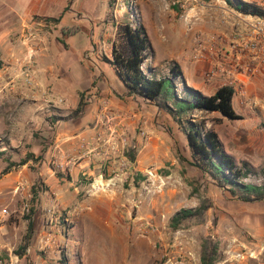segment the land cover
<instances>
[{"label": "rangeland", "instance_id": "1", "mask_svg": "<svg viewBox=\"0 0 264 264\" xmlns=\"http://www.w3.org/2000/svg\"><path fill=\"white\" fill-rule=\"evenodd\" d=\"M113 1L110 7L113 15L109 13L107 17L112 34L116 30L113 22L127 20L132 24L140 22L151 32L158 27L169 33L175 29L174 34L186 33L193 26L207 31L217 28L218 15L208 6H198L185 25L177 15L181 9L173 0H135L134 9H121L120 0ZM104 7L106 10L107 5ZM111 39L101 51L104 59L101 62L115 87L120 77L109 61ZM93 56L94 51L86 56V61L94 65L97 60ZM171 62L176 60L167 62L169 68ZM149 64L146 60L143 68L146 70ZM197 65L193 61V76ZM169 68L161 77L169 74ZM203 75L200 70L199 77ZM203 92L213 91L206 87ZM137 105L136 111L143 115L135 123L134 133L144 143L155 140L167 146L165 150L158 148L151 160L145 159L141 152L144 143L131 137L124 153L83 156L84 148L79 145L76 147L79 157L71 159L72 162L66 159L63 167L54 158L45 163L32 159L25 167L17 166L13 174L0 175V199H5L0 208L7 207L10 212L0 236V264H203L205 238L218 245L214 264H264V200L243 201L217 185L209 173L191 163L187 137L173 117L161 109L157 115L155 105L151 107L144 102ZM233 105L241 118L230 119L219 112L200 110L191 116L197 123H205L216 131L224 149L237 164L246 161L256 169L255 174L243 179L245 182L262 184L264 121L242 112L247 107L236 97ZM145 125L152 132L146 131ZM36 138L45 146L49 142L41 133ZM22 149V146L10 148L9 132L0 131V172L7 165L4 159H9V154L18 153L14 161L25 158L27 153L22 155ZM130 152L134 153V159ZM43 167L50 169L46 175L40 174ZM20 168L27 175L17 174ZM150 171L154 174L150 175ZM96 180L105 187L93 188ZM204 197L212 201L204 222L185 220L179 228L171 225L177 211L198 206ZM51 200L56 203L53 214L48 211ZM32 208L34 230L20 255L17 250L24 243L27 215ZM149 224L155 229L146 233L144 228Z\"/></svg>", "mask_w": 264, "mask_h": 264}, {"label": "crops", "instance_id": "2", "mask_svg": "<svg viewBox=\"0 0 264 264\" xmlns=\"http://www.w3.org/2000/svg\"><path fill=\"white\" fill-rule=\"evenodd\" d=\"M71 1L0 0L3 7L0 11V131L9 132L10 148L22 146V155L34 152L36 156L41 155L40 160L44 163L52 158L55 162L77 159L79 155L76 147L82 145L83 138L90 137L104 127V103L122 114L123 119L117 122V129L126 130L129 138L136 137L137 142L144 143L142 137L134 133L135 123L143 115V112L136 111L137 103L144 102L154 107L147 100L127 95L119 74V82L116 81L115 87L111 85L103 71L101 51L106 47L109 37H112L109 44L110 59H113L112 51L117 43V31L121 23L113 22L116 30L113 34L110 33L107 17L109 13L113 15L110 7L114 1ZM100 5L102 8H99ZM230 16L231 20L236 18L234 15ZM46 17L59 20L48 21ZM216 20L221 29L219 31H230L231 25L220 14ZM183 22L186 25L184 20ZM76 24L81 26L79 32L72 35L62 33L64 26ZM174 32L175 29L169 33L161 27L153 32L147 31L153 48L152 54L147 58L151 72L156 78H161V74L169 68L167 62L176 60L182 69L183 84L192 85L191 87L202 92L203 88L210 87L213 91L211 94L215 93L220 87V80L207 81L204 75L200 78V70L203 74L209 63L195 57V51L200 48L199 42L195 41L196 37L204 40L207 33L212 31L193 26L183 34ZM92 51L97 60L94 65L86 61V56L89 57ZM193 61L198 62L194 76L191 71ZM110 64L116 71L115 66L111 62ZM27 70L32 72L34 84L27 83ZM248 88L251 93L263 97L264 76L254 77L248 83ZM83 93L87 102L84 112L73 117L71 113L79 106ZM241 111L256 115V118L264 121V110L243 108ZM158 113L159 111L156 114ZM145 127L146 131H151L150 127ZM163 131L170 135L165 128ZM38 133L49 138L46 146L36 138ZM158 148L165 150L167 146L149 140L144 143L141 152L145 159L151 160V157L156 156ZM15 154H9V159L17 160ZM82 154L90 157L88 150L84 149ZM84 158L85 162L87 158ZM6 160L4 159L5 162ZM29 162L31 160L26 164ZM15 168L4 176L13 174ZM49 170L43 167L40 174L46 175ZM16 172L27 175L24 168ZM4 201V198L0 199V203ZM1 233L2 228L0 236Z\"/></svg>", "mask_w": 264, "mask_h": 264}, {"label": "trees", "instance_id": "3", "mask_svg": "<svg viewBox=\"0 0 264 264\" xmlns=\"http://www.w3.org/2000/svg\"><path fill=\"white\" fill-rule=\"evenodd\" d=\"M237 10L245 14L264 15V7L245 0H227ZM48 21H58L59 18L46 17ZM135 24V25H134ZM132 24L131 20L122 21L118 26L117 43L114 45L113 59L109 61L115 66L120 75L126 93L134 99L148 100L157 105L161 112L167 113L178 123L179 129L186 135L191 150V163L209 173L212 179L228 191L231 195L243 201L254 202L264 200V183L256 184L245 182L243 179L250 174H255L256 169L249 163L237 164L234 157L226 152L223 144L213 128H208L205 123H197L192 119L195 110L206 112H219L230 119L241 118L233 105V89L229 86L220 87L211 95L204 94L201 90L183 84L182 69L177 62L170 63L168 75L156 78L149 67L146 70L143 64L152 54L153 48L145 27L140 23ZM81 30V26H64L62 33L72 35ZM84 93L79 106L71 113L75 117L84 112L87 102ZM186 122H185V121ZM187 123V124H185ZM135 158L134 153H129ZM34 152L27 153L20 161L7 159L6 167L0 175L7 174L14 167L24 165L29 160L40 159ZM262 172L264 173V167ZM212 206L209 197H204L196 207L182 208L177 211L171 225L179 228L185 220L204 222L207 212ZM31 213L27 215L29 220L28 230L24 243L17 250L23 255L34 230V220ZM217 243L211 238L203 241V264H214L217 259Z\"/></svg>", "mask_w": 264, "mask_h": 264}, {"label": "built area", "instance_id": "4", "mask_svg": "<svg viewBox=\"0 0 264 264\" xmlns=\"http://www.w3.org/2000/svg\"><path fill=\"white\" fill-rule=\"evenodd\" d=\"M246 1V0H245ZM264 7V0H247ZM177 3L181 12H177L180 20L188 21L198 6H208L214 9L215 15L220 14L223 20L231 25L230 31H219V23L216 20L215 31L208 32L204 40L197 36L200 48L195 51V57L207 61L208 68L204 71L207 81L220 80V87L229 86L233 89V98L236 97L248 109L252 111L264 110V98L256 93H251L248 83L256 76H264V15L245 14L233 6L227 0H173ZM121 9H134L135 0H120ZM189 12H192L190 15ZM236 18L231 20V16ZM191 29V28H190ZM217 30V31H216ZM27 83L34 84V76L30 70L26 71ZM219 87V88H220ZM104 127L90 137L83 138L82 147L94 155H107L124 153L130 146V138L126 130L119 131L117 122L123 119L121 113L104 103L103 106ZM146 135L145 130H141ZM68 162H72V160ZM65 162H58L63 167ZM150 171V175H153ZM93 188H104V183L97 180L92 184ZM56 203L51 200L49 213L53 214ZM25 209H29L25 206ZM10 215L9 209L0 210V229L4 227L6 217ZM155 228L149 224L144 231L150 232Z\"/></svg>", "mask_w": 264, "mask_h": 264}, {"label": "water", "instance_id": "5", "mask_svg": "<svg viewBox=\"0 0 264 264\" xmlns=\"http://www.w3.org/2000/svg\"><path fill=\"white\" fill-rule=\"evenodd\" d=\"M72 1H73V0H72ZM72 1H71V3H72ZM147 102H149V103L155 105L154 103H152V102H150V101H148V100H147ZM155 106L158 108V111H160V108H159L157 105H155Z\"/></svg>", "mask_w": 264, "mask_h": 264}]
</instances>
